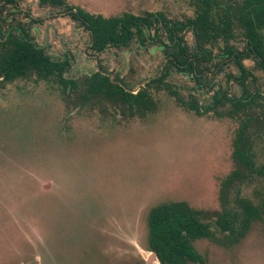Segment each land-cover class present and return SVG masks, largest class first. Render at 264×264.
I'll return each instance as SVG.
<instances>
[{
  "label": "rangeland",
  "instance_id": "obj_1",
  "mask_svg": "<svg viewBox=\"0 0 264 264\" xmlns=\"http://www.w3.org/2000/svg\"><path fill=\"white\" fill-rule=\"evenodd\" d=\"M65 1L104 17L193 16L190 0ZM17 6L2 15V29L22 27L52 61L67 60L64 77L75 87L34 75L0 85V264H159L148 249L147 217L172 202L204 212L201 221L213 232L193 243L202 261L185 264H264V216L234 237L220 231L215 216L223 207L233 213L240 199L256 206L264 200V178L256 173L222 187L237 168L232 152L241 121L248 119L255 168L264 164V73L256 63L243 62L254 76L248 92L259 94L246 114L233 115L227 99L208 110L216 92L241 94L227 77L238 76L233 65L214 71L203 88L169 68L163 83L180 100L152 84L150 107L130 108L88 95L84 80L100 67L135 92L160 75L166 60L156 45L134 39L97 54L64 6ZM185 39L192 47L190 32ZM233 44L243 47L240 37ZM192 100L200 114L189 108Z\"/></svg>",
  "mask_w": 264,
  "mask_h": 264
},
{
  "label": "trees",
  "instance_id": "obj_2",
  "mask_svg": "<svg viewBox=\"0 0 264 264\" xmlns=\"http://www.w3.org/2000/svg\"><path fill=\"white\" fill-rule=\"evenodd\" d=\"M41 6H64V12L79 22L90 35V49L101 54L109 47H126L136 39L143 45L153 43L167 59L162 74L153 83L162 84L180 100L169 85L163 83L168 69L172 67L179 73L191 75L195 86L205 87L203 81L214 71L223 72L233 65L238 76L227 75L238 86L241 94L237 99L226 93L213 95V103L208 110H214L223 104L224 99L233 105V115L246 114L256 106L258 92H248L247 81L253 80V73L245 65V60H252L264 73V0H190L192 17L181 21L171 20L161 12H147L135 16L124 12L120 16L104 17L90 14L81 8L67 5L65 0H38ZM17 9V0H0V21L8 8ZM193 36L194 44L190 47L185 39L186 33ZM240 37L243 47L233 44ZM69 64L67 60L52 61L45 49L34 44L27 31L19 27L18 31L3 30L0 24V85L18 79L35 76L38 79H52L60 85L75 87V82L64 77ZM87 94L99 95L108 100H119L130 108L134 105L149 108L152 103L146 88L136 94L124 91L111 83L110 78L95 71L84 80ZM189 108L201 113L198 102L192 100ZM248 119L241 121L233 142L232 158L237 165L222 182L223 189L232 183L241 181L247 174L256 173L264 178V164L255 168L246 139ZM222 193V201L226 196ZM233 213L223 207L215 216L220 231L230 236L242 235L249 225L264 216V200L256 206L248 200H237ZM202 211L194 210L185 202L164 203L152 208L147 217L148 249L155 253L159 264L200 263L201 257L193 243L199 239L213 238L210 223L202 222Z\"/></svg>",
  "mask_w": 264,
  "mask_h": 264
},
{
  "label": "flooded vegetation",
  "instance_id": "obj_3",
  "mask_svg": "<svg viewBox=\"0 0 264 264\" xmlns=\"http://www.w3.org/2000/svg\"><path fill=\"white\" fill-rule=\"evenodd\" d=\"M72 7V6H71ZM65 13V12H64ZM67 14V13H66ZM68 15V14H67ZM69 16V15H68ZM71 17V16H70ZM74 20V19H73ZM77 22V21H76ZM78 24H79V22H78ZM80 25V24H79ZM133 41V40H132ZM138 41V40H137ZM91 44V43H90ZM120 48V47H119ZM157 48V47H156ZM158 49V48H157ZM160 50V49H159ZM161 51V50H160ZM162 52V51H161ZM163 53V52H162ZM164 54V53H163ZM165 56V55H164ZM165 63H164V66L165 65H167V59L165 58ZM101 66V65H100ZM164 66L162 67V69H161V71H160V75L158 76V77H160L161 76V74H162V71H163V69H164ZM170 68H172V67H170ZM173 69V68H172ZM170 69H168V71H169ZM173 70H175V69H173ZM96 71H100L101 73H103L104 74V72H103V70L102 69H100V67L98 68V70H96ZM176 71V70H175ZM178 72V71H177ZM179 73V72H178ZM181 74H183L184 75V73H181ZM105 75H107L109 78H110V81H111V83H113V84H116V85H118L119 87H121L124 91H126V92H128V93H131V94H136V93H138V91H140L141 89H143V88H146V86L148 85V86H150V85H152V84H156V83H153V81L154 80H156V79H152L151 81H149V82H147V83H145L144 85H142V87H140L137 91H135V92H133L132 90H127L126 88H125V85H124V83H123V81L122 80H119V79H117V78H113V76H110V75H108V74H105ZM187 75V74H186ZM191 76V75H190ZM148 93V92H147ZM150 96V95H149ZM151 98V97H150ZM154 255H155V253H154ZM155 258H156V255H155ZM157 259V258H156ZM158 261V260H157Z\"/></svg>",
  "mask_w": 264,
  "mask_h": 264
},
{
  "label": "water",
  "instance_id": "obj_4",
  "mask_svg": "<svg viewBox=\"0 0 264 264\" xmlns=\"http://www.w3.org/2000/svg\"><path fill=\"white\" fill-rule=\"evenodd\" d=\"M155 256V255H154Z\"/></svg>",
  "mask_w": 264,
  "mask_h": 264
}]
</instances>
